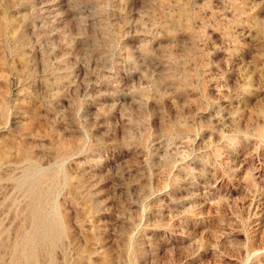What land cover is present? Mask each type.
I'll use <instances>...</instances> for the list:
<instances>
[{"label": "rangeland", "instance_id": "obj_1", "mask_svg": "<svg viewBox=\"0 0 264 264\" xmlns=\"http://www.w3.org/2000/svg\"><path fill=\"white\" fill-rule=\"evenodd\" d=\"M0 264H264V0H0Z\"/></svg>", "mask_w": 264, "mask_h": 264}]
</instances>
